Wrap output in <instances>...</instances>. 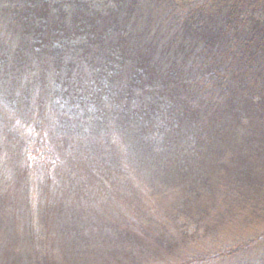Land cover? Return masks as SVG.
<instances>
[{
    "label": "trees",
    "instance_id": "obj_1",
    "mask_svg": "<svg viewBox=\"0 0 264 264\" xmlns=\"http://www.w3.org/2000/svg\"><path fill=\"white\" fill-rule=\"evenodd\" d=\"M69 1V10L54 18L45 0H8L0 19L23 22L38 41L30 49L48 51L53 82L61 86L51 98L93 101L101 122L91 119L85 130L80 118L76 124L86 137L98 132L106 151L100 155L120 164H60L54 177L39 172L27 188L35 183L41 195L73 203L101 197V210L137 196L140 186L165 199V221L152 231L124 206H116L119 220L89 209V229L67 238L70 251L82 264L90 255L116 259L117 247L123 257L157 264L163 257L165 264H264V0H111L105 12L89 0ZM79 34L82 42L65 46ZM54 41L61 45L50 49ZM10 62L7 72L18 86L23 73L38 69L22 52ZM112 143L119 158L121 147L131 150L123 162H116ZM137 153L145 170L136 185L126 174L137 177L140 165L131 161ZM31 165L27 160L25 169ZM50 197L37 206L42 215L59 208L45 205ZM91 244L96 254L85 249Z\"/></svg>",
    "mask_w": 264,
    "mask_h": 264
},
{
    "label": "rangeland",
    "instance_id": "obj_2",
    "mask_svg": "<svg viewBox=\"0 0 264 264\" xmlns=\"http://www.w3.org/2000/svg\"><path fill=\"white\" fill-rule=\"evenodd\" d=\"M7 2L8 0H0V11H2V7L7 10L9 5ZM45 2L48 3V7L51 6L50 16L54 18L53 15L63 11L67 12L70 7L69 0H45ZM89 3L101 12L114 6L111 0H89ZM31 6L35 7V4L32 2ZM57 6L61 8V11ZM52 17H49V20ZM0 21V264H22L21 258L26 259L27 257H36L37 260H44L46 264H82L83 259H77L76 254L70 251L72 240L67 238L71 239L76 231L82 228L86 233L89 229L87 228L89 219H86L89 209L90 212L92 209L99 210L98 213L106 218L108 216V220H119L122 214L116 213V206L118 208L124 206L125 209H130V213L134 212V216L137 213V218L149 222L143 224L145 227H149L148 230H155L150 226L162 224L165 221L161 219L165 216V199H162L161 195L152 194L149 190L145 191L142 186H140L141 190L138 191L137 196L113 199L102 210L101 206L105 204V201L102 202L101 197L96 196L95 199H90L87 202L73 203L75 201H70V199L60 200L63 198L59 195L51 196V193L41 195L37 191L35 183L27 188L26 181L33 183L39 172L54 177L51 174L57 172L55 168L60 164L69 163L76 167L83 163L87 164L89 159L100 161L103 159L104 162L108 160L109 165L115 169L120 163L117 164L113 160L111 165V155H100L105 154L106 151L102 152L100 149L104 146L99 144L101 136L98 135V132L95 131L93 136L87 137L83 134L85 122L91 119L101 122L99 119H102L93 115L96 112L93 101L88 99L87 104L83 105L78 101L77 105H72L69 101L63 102L59 97L51 98V93L58 95V88L61 86L53 82L55 68H52L48 51L44 48L39 50V47L30 49V45H34L38 41L34 40V35L25 32L26 28L23 22H14L10 18L0 19ZM83 40L84 36L79 34L75 38L69 39L65 46H74ZM60 45L61 43L54 41L53 45H50V49ZM21 52L22 55L35 59L38 69L34 72L23 73L26 74V77L18 86V82L13 80V76H10L6 67L12 66L11 58L14 54ZM44 79H48V81L45 80L47 82L45 87L40 83V81L44 82ZM73 109H76L78 115L71 113ZM77 119H79L83 130H79L78 124H76ZM101 132L102 130H100ZM161 138L162 136L156 138L157 146L163 144ZM138 140L139 137L135 136L130 141L136 143ZM91 142L94 143V146H91ZM110 148L112 151L114 150L116 162H120V160L123 162L126 155L131 153V150L121 147L120 149L124 152L120 154L119 158V151L113 143ZM138 155L137 153L131 160L141 166H138L139 170L135 173L137 177L126 174V179L136 185L140 183V176L145 170L144 166L138 162L140 161ZM160 155L164 157L165 154L160 153ZM27 160L30 164L32 163L31 166H28V170L25 169ZM36 165L38 166L36 167ZM42 168L44 170H41ZM55 181L56 179L53 178L49 191L53 189L51 186L55 184ZM48 197L53 201L44 204L53 206V203H57L55 207L59 208L51 207L53 210L42 215L41 209H38L37 206L43 205L44 200ZM122 210L124 209L122 208ZM90 217L91 215H89ZM89 226L92 228L91 225ZM96 227L99 231L95 232L98 234L101 231V224H96ZM99 245V248L104 246L103 242H100ZM96 248L98 249V247ZM85 249L92 254L97 252L93 244L87 245ZM11 251L19 255L11 257ZM34 251L38 252L37 256ZM116 251H118L116 259L108 260L104 256L103 259L90 255L89 261L84 258V262L85 264H94L95 262L96 264H106V262L112 264L158 263L155 260L149 262L147 259L123 257L119 254L121 250L118 247ZM93 256L94 258H92ZM157 257L159 256L157 255ZM14 259L16 260L12 261ZM162 260L165 264V257Z\"/></svg>",
    "mask_w": 264,
    "mask_h": 264
}]
</instances>
